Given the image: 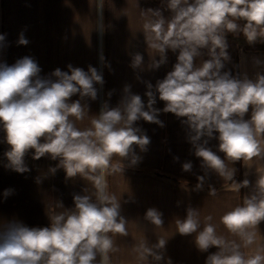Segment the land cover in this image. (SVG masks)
Segmentation results:
<instances>
[{
  "label": "clouds",
  "instance_id": "clouds-1",
  "mask_svg": "<svg viewBox=\"0 0 264 264\" xmlns=\"http://www.w3.org/2000/svg\"><path fill=\"white\" fill-rule=\"evenodd\" d=\"M103 8L104 0H96L101 32ZM166 8L172 13L169 19L160 9L147 10L152 18L144 25L145 41L159 56L152 59L151 69L167 62V50L178 51L173 69L155 85L145 82L146 102L125 85L119 103L110 107L105 102L84 129L76 123L89 114L82 101L96 100V85L104 84L97 68L89 65L85 71L69 64L68 71L57 68L42 77L30 56L11 65L0 61V130L9 146L5 167L17 173L29 171L24 157L33 150L34 160L45 155L59 159L52 173L63 168L68 178L79 175L95 189L92 195H74L70 209L58 203L65 210L48 216V226L29 227L15 220L0 224V264H111L110 254L118 251L113 236H128L129 221L121 215L120 199L109 193L106 175L122 174L126 166L140 162L135 147L146 151L150 138L138 121L164 127L161 112L184 118L188 142L204 172L197 176L196 190H203L209 173L234 181L237 169L229 164L240 162L250 168L254 161L264 160V74L257 73L252 80L222 72L230 58L226 33H242L249 44L264 41V0H166ZM16 43L26 46L29 41L21 32ZM6 46V34H0V50ZM203 49L209 59L197 65ZM142 65L143 56L134 54L130 66ZM74 96L79 98L73 100ZM157 98L164 102L163 109L155 107ZM213 139L218 141L215 151L209 147ZM114 158H119L116 163ZM192 168L191 161L182 165L185 172ZM256 172L255 185L242 204L220 217L239 242L219 235L211 216L202 225L198 209L188 207L185 218L176 219L177 232L195 234L196 248L209 253L205 264H264V245L251 251L264 222V166ZM249 183L239 182L243 188ZM10 193L5 190L4 196ZM208 194L215 195L216 188L208 185ZM144 220L163 226L162 213L155 208L146 211ZM166 243L158 237L157 243L141 242L134 251L142 264H161ZM212 248L216 251L209 252Z\"/></svg>",
  "mask_w": 264,
  "mask_h": 264
},
{
  "label": "crops",
  "instance_id": "crops-1",
  "mask_svg": "<svg viewBox=\"0 0 264 264\" xmlns=\"http://www.w3.org/2000/svg\"><path fill=\"white\" fill-rule=\"evenodd\" d=\"M95 8L96 0H0V34H6L7 42L0 50V61L11 65L30 56L40 66L42 77L57 68L68 71L69 64L85 71L91 65L102 73L104 84L96 85L97 99L82 101L88 105L89 114L83 121L76 122L81 129L90 127L91 117L99 113L105 102L110 107L116 106L125 85H131V91L141 95L146 102L145 82L155 85L162 80L173 69L178 55V51L167 50L165 64L158 69L149 67L152 59L158 60L159 56L145 41L144 25L152 18L147 10L160 9L169 19L172 13L166 8V0H104L103 32L97 28L99 16ZM21 32L29 41L26 46L16 43ZM226 41L230 58L224 62L222 72L252 80L257 73L264 74V41L249 44L242 33H226ZM136 53L143 56V65L133 69L130 65ZM206 59H209L207 49H203L196 59L197 65ZM155 107L163 109L164 102L157 98ZM159 119L164 127L143 120L137 122L150 138L146 151L135 147L140 162L126 166L122 174L106 175L108 191L120 199L121 215L129 221L128 236H113L118 251L110 254L111 264H142L134 251L135 246L141 242L153 245L158 237L167 240L165 260L161 264L167 259L172 264H205L209 253L196 248L195 234L185 236L177 232L176 219L185 218L188 207L199 210L202 225L204 218L211 216L210 222L216 226L219 235L239 242L238 237L227 232L220 217L242 204L258 178L256 168L264 166V160L254 161L250 168L240 162L229 164L237 169L234 181H225L215 173H209L203 190H196L197 176L204 172L188 142V130L182 123L184 118L161 112ZM217 145V140L209 141V147L214 151ZM8 150L0 130V224L15 220L29 227L48 226V216L74 207V195H92L95 191L90 181L79 175L68 178L63 168L52 173L50 169L57 167L59 159L45 155L34 160L33 150L24 157L29 171L17 173L8 169L4 155ZM118 159L114 158L113 163ZM188 161L192 162L193 168L185 172L182 165ZM124 163L128 164L127 161ZM244 179L250 182L249 187L240 186L239 182ZM208 185L216 188L215 195L208 194ZM5 190H11L7 197ZM58 203L65 209L58 207ZM149 208L162 213V227L144 220ZM260 245H264V222L259 225L257 242L251 251ZM242 250L251 254L249 249ZM214 251L215 248L209 249V252Z\"/></svg>",
  "mask_w": 264,
  "mask_h": 264
}]
</instances>
